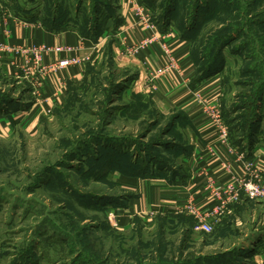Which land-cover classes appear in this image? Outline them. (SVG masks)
I'll list each match as a JSON object with an SVG mask.
<instances>
[{
    "label": "rangeland",
    "instance_id": "1",
    "mask_svg": "<svg viewBox=\"0 0 264 264\" xmlns=\"http://www.w3.org/2000/svg\"><path fill=\"white\" fill-rule=\"evenodd\" d=\"M138 2L159 28L171 15L168 29L191 39L193 72L204 78L190 97L205 113L206 97L218 93L236 151L264 144V0ZM4 12L56 18L92 39L114 33L61 105L28 121L0 116H8L0 121V264H252L263 200H248L208 233L175 215L112 221L113 209L125 213L129 196L144 191L127 172L156 177L155 165H175L173 154L195 136L187 109L165 106L169 96L128 57L116 34L120 0H0ZM1 70L0 105L26 108L32 85ZM117 201L125 204L114 208Z\"/></svg>",
    "mask_w": 264,
    "mask_h": 264
},
{
    "label": "crops",
    "instance_id": "2",
    "mask_svg": "<svg viewBox=\"0 0 264 264\" xmlns=\"http://www.w3.org/2000/svg\"><path fill=\"white\" fill-rule=\"evenodd\" d=\"M133 1L141 7L140 13L133 9ZM120 7L122 21L121 24L117 25L116 34H120L124 40L125 45L123 46L126 47L128 57L132 62L141 63L149 75L151 70L154 72L161 70L156 83L159 92L169 96L166 97L168 99L164 100V105L165 102L170 101L174 106L187 109L194 122L195 136L189 138V146L191 147L189 153L183 152L176 158L177 163L174 165L176 172L173 173V177L170 174L157 175L156 177L127 175L130 179L142 181L141 185L144 191L132 196L131 201L126 203L127 210L125 213L116 212V209L110 208L114 214L111 216V218L113 217L112 221L115 219L127 227L133 225L135 219H142L143 213L154 212L151 220L162 215L184 214L194 219L193 229L197 230L195 228L197 223L195 211H197L211 222L216 219L214 224L216 228L220 225L225 226L226 216L232 213L236 214L244 208L245 202L250 199L243 196L236 203L225 205L219 210L217 202L213 199L211 185L216 181L226 179L228 169L237 173L243 172L244 164L252 158L256 157L264 161V144H260L254 150L252 158L234 150L229 140L228 144H222L218 137L219 121L210 116L207 117L199 109L198 97H190L193 92L198 90V87L195 89L190 84L195 73L190 59V45L187 40L179 37L172 28L162 31L156 24L153 23L152 25L151 20H148V9L138 0H120ZM106 32L111 37L114 28L110 27ZM109 38L103 34L97 39H91L83 35L69 22L54 29L49 28L39 18L26 20L24 17L13 16L6 12L0 15V45H2L0 48V67L3 75L20 80L27 78L22 70L14 71L10 64L11 61L21 59L23 48L34 45L51 48L50 51L45 52L46 62L72 56L80 59V63L60 72L59 77L43 78V76L35 74L36 88H33V94L36 98L33 99V105L28 109L12 111L11 115L15 117L22 114L19 118L28 121L29 118L33 119L45 115L47 109L53 110L61 105L66 98L68 86L71 83L83 81L87 64L102 52ZM166 43L176 55L173 68L168 70L164 66L163 46ZM57 47H63L62 51H55ZM179 66L180 68L177 69ZM40 79L42 80L40 81ZM209 98L211 103L214 102V97ZM7 118L8 116L1 117L0 121ZM15 120L18 121V117ZM213 146L217 147L220 151L219 154H212L211 148ZM132 190L134 192V189ZM261 200L264 201V199ZM144 220L149 221V219ZM197 231L208 233L202 230ZM260 237L251 243L253 249L251 254L247 256L252 264H264V234Z\"/></svg>",
    "mask_w": 264,
    "mask_h": 264
},
{
    "label": "built area",
    "instance_id": "3",
    "mask_svg": "<svg viewBox=\"0 0 264 264\" xmlns=\"http://www.w3.org/2000/svg\"><path fill=\"white\" fill-rule=\"evenodd\" d=\"M133 9H136L137 13L141 12V7L133 1ZM148 11V20H150V12ZM150 22V21H149ZM153 25V22L151 23ZM190 45V42L187 41ZM2 48V45H0ZM63 47L55 48V51H62ZM50 51L51 48L31 46L28 48L22 49V56L19 60L11 61V67L14 71L22 70L26 75L27 80L30 82L32 87L36 88V83L34 82V75L43 76V78H49V76H60V72L67 69L68 67L80 63V59L77 57H61L57 59H52L49 62L45 61V52ZM163 52L165 54V69H172L174 66L175 53L171 47L166 43L163 46ZM150 76L153 79H157L161 70H151ZM42 79H40L41 81ZM34 93L36 91L34 90ZM216 93L214 96V102H210V98L206 97L205 103L208 104L206 108V116H210L213 119L219 121L218 124V137L221 140L222 144H228V133L225 125L222 121L220 104ZM41 102V101H40ZM51 112V109H47V112ZM233 147V146H232ZM234 150L235 147H233ZM212 154H219L217 147L211 148ZM232 152V150H230ZM229 159V158H228ZM231 161V159H229ZM227 168V167H226ZM228 169V168H227ZM228 177L224 180L216 181L211 185L213 190V199L217 202L219 210L225 205L234 204L239 201L243 196L248 199L261 200L264 199V161L259 158H252L244 164V170L241 173L234 172L233 170L228 169ZM215 213V212H213ZM154 212L148 213L146 216H152ZM195 217L197 218L196 229L202 230L205 232H211L216 223L214 221L207 220L206 217L201 216L197 211H195Z\"/></svg>",
    "mask_w": 264,
    "mask_h": 264
},
{
    "label": "trees",
    "instance_id": "4",
    "mask_svg": "<svg viewBox=\"0 0 264 264\" xmlns=\"http://www.w3.org/2000/svg\"><path fill=\"white\" fill-rule=\"evenodd\" d=\"M140 2V1H139ZM142 4V3H141ZM23 18V17H22ZM26 20H30V19H37L38 17H24ZM173 18H172V16L170 15L169 17H168V19L165 21V25H163V27L161 28L160 27V29L162 30V31H167V29H168V27H169V25H170V22H171V20H172ZM43 21V20H42ZM43 22H45V21H43ZM45 24L49 27V28H60L61 26H63V25H65V24H67V23H64V24H57V21H56V18H53V21L52 22H50V23H48V22H45ZM87 37H89V36H87ZM90 38V37H89ZM181 38L182 39H184V40H187V41H189L190 43L192 42L191 41V39L189 38V37H186L185 35H181ZM92 39V38H91ZM94 39V38H93ZM191 54V53H190ZM192 61V60H191ZM196 73H197V71H196ZM203 76V75H202ZM202 76H200V75H198V76H194L193 77V79H192V82H191V86L193 87V88H195L196 86H197V84H199L200 82H201V80L204 78V77H202ZM200 81V82H199ZM33 105V102H29V104L28 105H26V108L25 107H19V106H5V107H3V105H0V116L1 115H5V114H10L12 111H18L19 109H28V108H30L31 106ZM5 109H6V111H5ZM9 111H11V112H9ZM255 141H257V140H255ZM255 141L254 140H252V143H251V147H250V151H249V154H247V157L248 158H252L253 157V152H252V148L254 147L253 145L255 144ZM189 146V145H188ZM190 146L187 148V146L185 147V148H182V150H180V149H178L177 150V152L176 153H174L173 155H174V159H176L178 156H179V154H181V153H183V152H186V153H189V151H190ZM155 169H156V176L157 175H168V174H170L172 177L174 176V174L173 173H175L176 172V170L174 169V165H173V162H172V164H170V163H168L166 166H162V168L159 166V165H155V167H154ZM149 169V168H148ZM127 175H129V176H146V177H149V176H147V174L146 173H144L143 171H131L130 170V172H127ZM153 177V176H152ZM132 196H134L133 194H131V196H129V197H132ZM247 198V197H246ZM248 199V198H247ZM114 204H112L113 206H115L114 208H117V207H119V206H123L125 203H123V204H121L119 201H117V202H113ZM170 215H172V214H170ZM175 216H178V219L180 218V219H183V218H185L186 220H189L190 221V226L192 227L191 229H193V227H194V224H195V221H194V219L192 218V217H189V216H187V215H184V214H180V215H175ZM261 238V237H260Z\"/></svg>",
    "mask_w": 264,
    "mask_h": 264
}]
</instances>
